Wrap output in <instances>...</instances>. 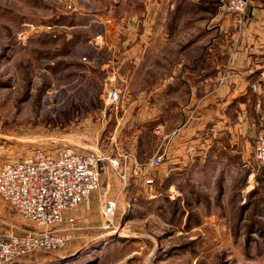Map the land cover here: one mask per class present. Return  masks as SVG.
<instances>
[{
  "label": "rangeland",
  "instance_id": "obj_1",
  "mask_svg": "<svg viewBox=\"0 0 264 264\" xmlns=\"http://www.w3.org/2000/svg\"><path fill=\"white\" fill-rule=\"evenodd\" d=\"M155 1L0 0V167L60 144L127 166L124 180L106 167L88 202L66 212L63 245L4 264H264V164L254 159L264 128L248 147L225 146L223 163L203 164V77L187 86V69L135 65V37L155 25ZM171 1L157 14L174 6L171 29L203 42L205 0ZM195 45L192 72L203 75ZM112 87L117 105L104 101ZM159 154L152 184L130 170ZM32 226L0 196V231Z\"/></svg>",
  "mask_w": 264,
  "mask_h": 264
},
{
  "label": "crops",
  "instance_id": "obj_2",
  "mask_svg": "<svg viewBox=\"0 0 264 264\" xmlns=\"http://www.w3.org/2000/svg\"><path fill=\"white\" fill-rule=\"evenodd\" d=\"M155 2L158 4H153L151 11L155 25L139 31L135 37V65L148 69L152 62L162 70L178 69L185 73L187 69L179 78L187 86L198 85L203 77V164L208 160L223 163L225 146L238 150L243 142L248 147L251 136L264 128V0H248L242 25L236 24L232 13L231 16L218 12L216 2L205 0L203 42L202 34L201 40H193L191 30L186 39H180L181 31L171 29L169 24L174 6L162 14H157L155 8L164 2L169 6L172 1ZM207 21L214 25L206 26ZM193 43L203 49V75L192 72ZM177 47L180 50L176 51ZM182 49L188 53L181 54ZM147 53L151 57L145 60ZM106 61L104 65L111 66V61Z\"/></svg>",
  "mask_w": 264,
  "mask_h": 264
},
{
  "label": "built area",
  "instance_id": "obj_3",
  "mask_svg": "<svg viewBox=\"0 0 264 264\" xmlns=\"http://www.w3.org/2000/svg\"><path fill=\"white\" fill-rule=\"evenodd\" d=\"M215 1L235 16L238 25L243 24L248 0ZM27 38L26 33H18V40L23 45L27 44ZM121 96V90L112 87L104 101L108 105H117ZM122 158L95 151L82 152L74 146L60 144L52 148H34L31 153L2 164L0 196L34 226L0 231V264L37 250L63 245L66 237L59 233V226L66 212L88 202L99 187L105 172L102 168L111 166L121 179H126L127 166ZM162 158V154L156 155L141 165L134 164L130 170L150 185L153 183L152 169L162 162ZM254 159L264 164V131L256 138ZM114 207V201L106 203L109 216Z\"/></svg>",
  "mask_w": 264,
  "mask_h": 264
},
{
  "label": "water",
  "instance_id": "obj_4",
  "mask_svg": "<svg viewBox=\"0 0 264 264\" xmlns=\"http://www.w3.org/2000/svg\"><path fill=\"white\" fill-rule=\"evenodd\" d=\"M101 170H102V171H105V168H102Z\"/></svg>",
  "mask_w": 264,
  "mask_h": 264
}]
</instances>
